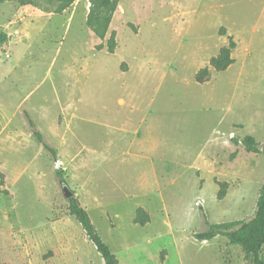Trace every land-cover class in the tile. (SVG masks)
Returning a JSON list of instances; mask_svg holds the SVG:
<instances>
[{"label": "rangeland", "instance_id": "374dc122", "mask_svg": "<svg viewBox=\"0 0 264 264\" xmlns=\"http://www.w3.org/2000/svg\"><path fill=\"white\" fill-rule=\"evenodd\" d=\"M23 7L0 3V264H104L64 187L117 264H248L193 233L250 219L264 183V156L231 141L264 150V0H118L102 39L89 0ZM24 112L56 159L24 135Z\"/></svg>", "mask_w": 264, "mask_h": 264}, {"label": "trees", "instance_id": "16d2710c", "mask_svg": "<svg viewBox=\"0 0 264 264\" xmlns=\"http://www.w3.org/2000/svg\"><path fill=\"white\" fill-rule=\"evenodd\" d=\"M9 1L15 2L19 6H32L41 12L58 13L68 9L74 0H57L58 5L53 10L41 5L40 0H0V3ZM90 9L86 17V26L95 34L96 37L102 39L108 31L112 15L116 10L118 0H89ZM114 35H111L109 44L106 46L108 53H113L116 45L114 43ZM6 41V36L0 33V44ZM234 43L230 42L228 46L220 48L218 54L212 57L208 66L216 72L226 70L232 63L231 51L234 49ZM97 49H101L100 46ZM208 68L200 69L196 74V82L204 83L208 79ZM25 117L29 126L33 123L29 116L25 113ZM35 141L50 155L52 159H56V150L50 147L43 136L39 132L33 134ZM235 145L240 144L247 153L260 154L264 156V150L258 148L255 140L246 136L241 140L232 139ZM63 170L56 167L55 175L62 177ZM220 196V193H219ZM68 214L75 218L80 224L82 230L88 240L93 244L98 254L101 256L104 264H117L115 256L111 253L109 247L101 240L100 236L92 226L88 214L79 205L74 197L68 199ZM149 215L141 208H138L133 220L134 224L143 226L149 223ZM207 223V229L202 233H193V238L198 241H209L217 236L223 237L231 246L238 247L243 253L244 260L248 264H264L261 251L264 245V183L258 190V197L255 203V211L253 216L248 220H238L222 224Z\"/></svg>", "mask_w": 264, "mask_h": 264}, {"label": "crops", "instance_id": "0c3cea01", "mask_svg": "<svg viewBox=\"0 0 264 264\" xmlns=\"http://www.w3.org/2000/svg\"><path fill=\"white\" fill-rule=\"evenodd\" d=\"M28 7L29 6H24L23 8H24V10L25 11H28ZM44 13H42V15H43ZM46 15H52L51 13H47ZM17 32V35H19L20 34V31H19V29L16 31ZM18 32H19V34H18ZM5 58H9L10 59V62L13 64V66H15V65H17L21 60H22V58H23V55L22 54H20V55H18L17 56V61H15L14 60V58H11V57H9V55H8V57H6L5 56ZM16 59V58H15ZM122 102L123 103V101L122 100H119V102ZM25 113L27 114V112H24L23 113V116L25 117ZM26 118V117H25ZM27 120V119H26ZM27 126H25L24 128H23V133H24V135L25 136H27L29 139L30 138H34L32 135L35 133V132H37L38 131V129H36L35 131H33V133H31L30 132V134L29 133H27L25 130H26V128L29 126V124H28V121H27ZM30 128H31V126H29ZM43 136V135H42ZM44 140H46L45 139V137H44ZM26 142H27V140H26ZM38 144V143H37ZM52 254V253H51ZM52 257V256H51Z\"/></svg>", "mask_w": 264, "mask_h": 264}, {"label": "water", "instance_id": "95a60500", "mask_svg": "<svg viewBox=\"0 0 264 264\" xmlns=\"http://www.w3.org/2000/svg\"><path fill=\"white\" fill-rule=\"evenodd\" d=\"M35 130H33V131H35ZM56 165H57V167H59V163H56ZM63 191H64V197L70 198L72 196V193L67 189V187H64Z\"/></svg>", "mask_w": 264, "mask_h": 264}]
</instances>
